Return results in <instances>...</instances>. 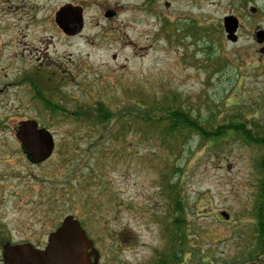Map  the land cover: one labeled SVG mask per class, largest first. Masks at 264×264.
I'll return each instance as SVG.
<instances>
[{
    "label": "rangeland",
    "instance_id": "1",
    "mask_svg": "<svg viewBox=\"0 0 264 264\" xmlns=\"http://www.w3.org/2000/svg\"><path fill=\"white\" fill-rule=\"evenodd\" d=\"M63 7L78 12L80 34L58 27ZM225 16L239 20L236 42L225 38ZM4 26L15 33L1 40L57 73L45 78L55 151L44 164L17 166L0 189L10 244L35 245L70 214L99 264H153L172 219L164 182H176L190 227L188 264L247 255L262 147L235 133L162 142L161 124L139 120L184 108L214 129L241 117L264 136V44L254 39L264 30V0H0ZM10 191L18 197L7 199ZM42 203L52 212L46 222Z\"/></svg>",
    "mask_w": 264,
    "mask_h": 264
},
{
    "label": "flooded vegetation",
    "instance_id": "2",
    "mask_svg": "<svg viewBox=\"0 0 264 264\" xmlns=\"http://www.w3.org/2000/svg\"><path fill=\"white\" fill-rule=\"evenodd\" d=\"M9 29V26L2 27L0 34L4 38L6 36L13 38L7 34ZM81 31L65 34L76 36ZM10 32L15 33L13 26H11ZM11 40L3 41L0 39V189H5L4 179L13 174L17 170V166L36 167L44 164L51 159L55 151L54 148L53 153L48 158L36 162L31 154L34 149L31 146V141L38 138L36 135L44 139L49 137L46 132L39 130L48 131L54 137L53 124L54 112L56 111L53 102L54 92L47 86L45 78L51 75L57 76V73L49 74V64L33 65L29 59H24V52L18 50L15 47V42H11ZM54 141V146H56L55 138ZM26 146L31 148V152L26 149ZM8 161L18 162L9 164ZM12 188L16 189L17 186L13 185ZM8 195L7 199L18 197L13 191H10ZM50 199L52 201L51 196ZM40 205L44 206L43 203ZM44 207L43 221L46 222L51 218L52 212H49L47 206ZM3 215L4 213L0 209V264H4V248L10 244V239L3 233ZM49 234L45 239L37 238L33 246L39 250L44 249ZM88 255L91 258L89 253Z\"/></svg>",
    "mask_w": 264,
    "mask_h": 264
},
{
    "label": "trees",
    "instance_id": "3",
    "mask_svg": "<svg viewBox=\"0 0 264 264\" xmlns=\"http://www.w3.org/2000/svg\"><path fill=\"white\" fill-rule=\"evenodd\" d=\"M109 119L110 116L105 115L101 119V122L104 123ZM139 121L143 127H149L148 124L154 126L161 124L162 142L169 140L178 142L181 141L178 139L179 137H185L188 134H195L199 140L207 142L229 133H235L253 145H260L264 151V136L258 132L259 126L256 123L244 121L241 117L228 120L224 125L217 126L214 129L202 123L201 120L196 119L184 108H172L167 109L163 116L157 115L151 118L146 115ZM122 127H126V122L122 123ZM258 168V189L251 212L255 235L253 236L252 245L247 247V255L242 256V259L239 262L236 261V264H264V153L258 161ZM164 183V190L168 198L167 208L171 213L172 219L166 229V248L156 255L153 264H188V259L191 256V248L188 246L187 241L190 235V227H188V224H185L184 202L177 190L178 186L176 182ZM244 259H247L248 262Z\"/></svg>",
    "mask_w": 264,
    "mask_h": 264
},
{
    "label": "water",
    "instance_id": "4",
    "mask_svg": "<svg viewBox=\"0 0 264 264\" xmlns=\"http://www.w3.org/2000/svg\"><path fill=\"white\" fill-rule=\"evenodd\" d=\"M253 11V9H251ZM112 11H107L106 17L113 16ZM55 22L67 34L77 32L82 25L77 11L63 7L55 15ZM223 28L226 38L235 42V32L238 28V20L233 16L223 19ZM256 41H264V31L255 34ZM264 53V49L262 50ZM31 141V146L37 144L38 159L49 155L52 143L49 138L44 139L39 135ZM39 141V142H36ZM27 148H30L27 146ZM5 264H98V253L92 245V241L86 236L77 220L72 216L63 219L61 225L49 235L47 246L44 250H36L30 244L7 246L4 248ZM90 251L92 259L87 252Z\"/></svg>",
    "mask_w": 264,
    "mask_h": 264
}]
</instances>
